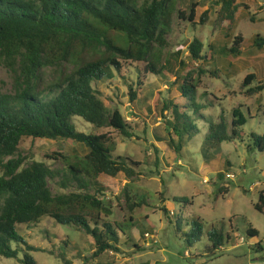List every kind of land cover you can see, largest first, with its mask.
<instances>
[{
    "label": "trees",
    "instance_id": "obj_1",
    "mask_svg": "<svg viewBox=\"0 0 264 264\" xmlns=\"http://www.w3.org/2000/svg\"><path fill=\"white\" fill-rule=\"evenodd\" d=\"M216 3L221 4L216 24L230 38L241 4L237 0ZM197 5L192 2L190 10H178V17L194 23ZM176 12V0H0V64L13 75L11 92H3L0 82V256L18 258L23 264H38L30 251L40 248L28 244L18 234L17 226L39 222L44 216L92 236L94 256L119 251V231L124 229L115 224L116 229L113 223L103 219V214L110 216L112 212L104 201L105 188L99 180L101 175L124 174L129 182H134L141 175V162L115 155L116 143L109 132L86 133L78 130L74 120L81 118L95 128H114L126 137L134 135L121 109L110 110L94 82L114 77L122 61L146 62V73L154 71L163 75V70H172V61L178 60L179 54L164 50L168 47ZM207 17L205 12L203 23ZM243 40L241 35L236 36L231 48L226 42L218 53L230 51L240 55ZM253 41L256 46L264 47L261 35ZM188 48L193 62L213 57L203 54L205 44L198 38ZM209 48L214 49L215 45ZM180 64L187 65L183 59ZM48 71L56 72L50 80L45 79ZM200 71L203 75L216 73L215 70ZM176 76L180 97L186 102L181 104L176 98L168 97L157 104V114L168 126V137L160 136V141L180 152L185 140L200 134L203 125L208 127V132L202 148L242 137L239 128L247 119L240 108L234 109L231 123L224 117L219 123L214 122L202 112L213 104L204 105L205 93L198 97L201 78L190 72H178ZM142 78L138 86L143 85ZM254 78L253 74L249 75L243 86L252 85ZM138 90L132 84L129 86L135 105ZM263 90L264 83H259L248 88L247 94L251 96ZM153 110L151 105L147 106L149 114ZM168 111L172 119L167 118ZM252 136L263 152L264 138L254 133ZM25 137L72 140L84 144L88 153L73 162L64 156L67 166L63 170L52 169L48 163L38 160L26 164L27 158L20 150ZM57 156L47 158L57 160ZM56 178H61V187L69 191L54 193L50 180ZM218 190L228 193L223 187ZM124 197L133 221L141 202H137L128 185L124 188ZM175 200L187 202L188 198ZM254 206L264 213V190ZM163 210L170 217L167 209ZM195 225L197 230L193 228ZM192 228L196 240L199 239L202 230L199 218ZM248 235L258 236L259 231L251 226ZM208 237L213 248H217L230 235L223 228H216ZM21 244L26 245V251ZM20 248L25 251L23 258H19ZM62 260L64 264H72L64 255Z\"/></svg>",
    "mask_w": 264,
    "mask_h": 264
},
{
    "label": "rangeland",
    "instance_id": "obj_2",
    "mask_svg": "<svg viewBox=\"0 0 264 264\" xmlns=\"http://www.w3.org/2000/svg\"><path fill=\"white\" fill-rule=\"evenodd\" d=\"M217 1L176 0L177 12L173 16L168 47L164 50L179 54V59L172 61V70H163V75L154 71L146 73V62L122 61V67L114 71V77L94 82L107 107L110 110L120 108L130 122L134 132L132 137H126L114 128H95L81 118L74 120L78 130L86 133L109 132L116 143L115 155L141 162V175L134 182H129L124 174L117 177L101 175L99 180L105 188L104 201L112 212L110 216L103 214V219L124 229V232L119 231V251L94 256L92 236L44 216L39 222L17 226L18 234L28 244L40 248L30 251L38 264H64L62 255L72 264H264V213L254 206L264 190V151L259 150L252 136L254 133L264 138V90L251 96L247 94L251 86L264 83V47L256 46L253 41L257 35L264 38V0H237L241 7L230 38L216 24L221 8ZM192 2L198 4L194 23L178 17V10H190ZM205 12L208 17L203 23ZM238 35L244 39L240 55L230 51L218 53L226 42L231 48ZM196 38L205 44L203 54H212V59L190 60L188 47ZM212 44L214 49L209 48ZM180 59L187 65L182 66ZM200 70H215L216 73L203 75ZM178 72H190L201 78L198 97L200 99L205 93L204 105L213 104L202 112L214 122L219 123L224 117L231 123L234 109H241L247 119V123L239 128L242 137L216 147L202 148L208 132V127L203 125L200 134L190 141L185 140L180 152L159 140L160 136L168 137V126L157 114V104L168 97L176 98L181 104L186 102L178 90ZM55 74V71H48L45 79L50 80ZM251 74L255 76L252 85L244 87L245 79ZM140 78L144 82L138 86ZM0 82L3 92L12 91L13 75L2 64ZM131 84L139 88L137 105L129 95ZM148 105L155 109L153 114L147 112ZM167 118H173L171 111ZM196 122L200 120L197 118ZM20 150L27 158L26 164L44 161L55 170L65 169L67 160L73 162L88 153L84 144L72 140L29 137L23 138ZM60 179L50 180L54 193L69 191L61 187ZM126 185L137 196V202H141L133 221H130L124 197ZM220 187L226 188L228 193L222 194L218 190ZM180 197L188 198V201L175 200ZM164 208L170 217L166 216ZM197 218L201 220L202 230L196 240L192 229L198 227L192 226ZM251 226L259 231L258 236L248 235ZM216 228H223L230 238L222 246L213 248L208 233ZM21 247L26 251L25 244ZM22 248L19 258L25 253ZM0 264L23 263L18 258L0 256Z\"/></svg>",
    "mask_w": 264,
    "mask_h": 264
},
{
    "label": "built area",
    "instance_id": "obj_3",
    "mask_svg": "<svg viewBox=\"0 0 264 264\" xmlns=\"http://www.w3.org/2000/svg\"><path fill=\"white\" fill-rule=\"evenodd\" d=\"M231 177H234V174H230Z\"/></svg>",
    "mask_w": 264,
    "mask_h": 264
}]
</instances>
